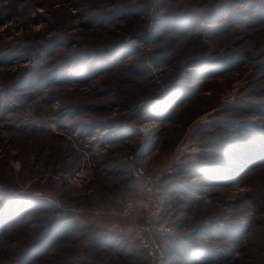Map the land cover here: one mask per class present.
I'll use <instances>...</instances> for the list:
<instances>
[{
  "label": "rangeland",
  "instance_id": "1",
  "mask_svg": "<svg viewBox=\"0 0 264 264\" xmlns=\"http://www.w3.org/2000/svg\"><path fill=\"white\" fill-rule=\"evenodd\" d=\"M143 174L161 264H264V0H0V264H149Z\"/></svg>",
  "mask_w": 264,
  "mask_h": 264
},
{
  "label": "built area",
  "instance_id": "2",
  "mask_svg": "<svg viewBox=\"0 0 264 264\" xmlns=\"http://www.w3.org/2000/svg\"><path fill=\"white\" fill-rule=\"evenodd\" d=\"M162 176L137 175L144 189V196L127 201L122 211L124 218L143 212L144 222L127 227L126 232L138 239L148 255L149 264H161L160 241L173 233L172 226L163 221L168 194L163 186Z\"/></svg>",
  "mask_w": 264,
  "mask_h": 264
},
{
  "label": "trees",
  "instance_id": "3",
  "mask_svg": "<svg viewBox=\"0 0 264 264\" xmlns=\"http://www.w3.org/2000/svg\"><path fill=\"white\" fill-rule=\"evenodd\" d=\"M166 204H167V202H166ZM167 207V206H166ZM165 210H166V208H165ZM165 212V211H164ZM163 218H164V214H163ZM141 250L147 255V253H146V251L141 247ZM148 257V256H147Z\"/></svg>",
  "mask_w": 264,
  "mask_h": 264
}]
</instances>
